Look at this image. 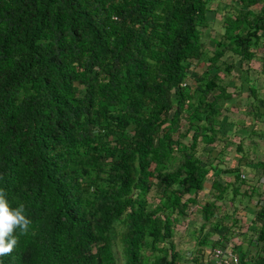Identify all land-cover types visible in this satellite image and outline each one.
Returning <instances> with one entry per match:
<instances>
[{"label": "trees", "instance_id": "trees-1", "mask_svg": "<svg viewBox=\"0 0 264 264\" xmlns=\"http://www.w3.org/2000/svg\"><path fill=\"white\" fill-rule=\"evenodd\" d=\"M211 1L0 0V190L31 221L0 264H206L227 241L264 264V205L238 162L218 169L226 86L264 38V0H235L218 37Z\"/></svg>", "mask_w": 264, "mask_h": 264}, {"label": "crops", "instance_id": "crops-1", "mask_svg": "<svg viewBox=\"0 0 264 264\" xmlns=\"http://www.w3.org/2000/svg\"><path fill=\"white\" fill-rule=\"evenodd\" d=\"M212 1L210 8L213 10L222 9V12L227 11L232 5H235V0ZM217 12L219 13L220 11ZM215 18L217 17L215 16ZM233 69L236 70V73L232 72ZM233 69L230 72V76L234 78V84L237 86V89L236 93L233 94L229 90V87L231 86L232 88L234 84H227L226 91L231 92L230 94L234 96V99L230 98L226 101L228 109L224 111L223 117L227 121H230L231 124H235L234 127H236L235 130L238 133L237 142L241 146H239L240 150L237 152L236 160L239 163V173L247 178V181L245 180L244 182L247 185L250 183L249 187L251 188L249 189L253 191L252 197H250L252 200L256 194L255 185L256 187L259 186L262 195L264 191V38H260L258 44L254 46L253 58L248 61L244 60L243 63L237 64ZM232 150L234 151V148ZM232 154L230 153L229 156L231 155V159L235 160V154ZM218 167L220 170L225 169L221 165H218ZM230 167H232V164L229 165L228 163L227 168ZM228 176L232 177V174L220 173L219 177L226 179ZM228 180H232V178ZM202 191L207 194L209 191L208 186L206 185ZM242 191H240L241 194H243ZM245 197H242V202L240 206L238 205V208L241 207L242 212L240 216H242V220H246V223L249 224V219L253 215L254 209L252 203H255L256 200L254 202L251 201L252 203H245ZM188 223L189 227L192 221L189 220ZM217 235V233H214L211 236L216 238ZM225 245L229 246V243Z\"/></svg>", "mask_w": 264, "mask_h": 264}, {"label": "rangeland", "instance_id": "rangeland-1", "mask_svg": "<svg viewBox=\"0 0 264 264\" xmlns=\"http://www.w3.org/2000/svg\"><path fill=\"white\" fill-rule=\"evenodd\" d=\"M211 2H213V1H211ZM256 7H253V9H255ZM217 11H220L219 13L217 12ZM232 12H234L233 10H231ZM225 12V11H224ZM224 12H222V9L221 10H213L212 12L210 11V12H207V16L209 17V19H210V21L211 22H214L213 24H210L211 25V27H212V30H213V32L214 33H211L210 31V33L211 34H214L215 35V37H218L219 36V34H220V32H222V27H221V15H219V14H224ZM218 15H217V14ZM215 16L217 17V18H215ZM209 33V34H210ZM209 46H211L212 47V44L209 42ZM209 46L207 47L208 49H209ZM199 66H202V65H197L196 67H193V68H190V70L188 71V72H195V73H197V72H199L200 70L198 69L199 68ZM198 67V68H197ZM213 71V70H212ZM232 72L233 73H236V70L235 69H233L232 70ZM230 85V84H229ZM236 87V85L233 87L232 86V88H231V86L229 87V90L233 93V94H235L236 93V90H234V88ZM235 89H237V87L235 88ZM231 99H234V96H231ZM222 113H224V111L222 112ZM223 120H225L226 122H227V128L229 129V133L227 132V134H228V139H229V141H230V143H229V145H228V152L229 153H225V154H223V155H220L219 154V156H220V159H219V165H221V166H224L225 167V169L227 168V164L229 163V165H231L232 164V166H234V164L235 163H237L238 161L236 160L237 159V153L235 152V153H233L232 154V152H234L232 149L234 148V146H233V144L235 143V142H237V139H238V133L236 132V127H234V125L235 124H231L230 123V121H227V119H223ZM227 129V130H228ZM230 149V150H229ZM262 150V149H261ZM213 153L212 154H210L211 156L212 155H215V153H216V150H214V151H212ZM232 154V155H234L235 154V160H232L231 159V155L229 156V154ZM262 153H263V150H262ZM260 155H261V153H260ZM227 156V157H226ZM229 157V158H228ZM219 168V167H218ZM232 177H229L228 176V178H224V179H221L222 181H228V179H231ZM245 178V177H244ZM247 178H245V180H246ZM247 181V180H246ZM249 185H250V183H248ZM205 185H207V184H205ZM255 188H256V190H255V192H256V194L253 196V199L251 200L252 202H254L255 200L257 201L258 200V198H259V196L260 195H262L261 193H260V189H259V186L258 187H256V185H255ZM207 193V192H206ZM231 191L230 190H226L225 192H224V199H225V201H223L222 203H221V206H223V208H226V209H229V198H230V196H231ZM199 195H200V197H205V196H207V194H205L204 192H200L199 193ZM263 195H264V191H263ZM228 212V211H227ZM228 214H229V212H228ZM189 220H191L192 221V224L194 225V226H196L197 225V223L199 222V217H195V216H190L189 217ZM242 222H245L246 223V220H241V225H240V227L241 226H243V228L241 229V231H245V227H246V224H244V223H242ZM187 225H188V221H187V223H186ZM190 228V227H189ZM197 228V227H196ZM180 231H182L181 233L180 232H176L175 233V237H174V240H175V242H176V246L179 248V249H181V251H183V260H185L189 255H191L190 253H191V251H192V249H193V240L191 239V238H189L190 236H188L187 235V233H186V231L184 230V229H179ZM185 231V232H184ZM218 234V233H217ZM231 237H233L234 238V236H231ZM236 237V236H235ZM211 239H215V237L214 236H211ZM240 239V238H239ZM235 240V242H239V243H241L243 246H246V242H243V241H240V240H238V238H235L234 239ZM230 241H232V240H230ZM229 241H227V243H228ZM208 246H210V243L208 242V244H207ZM207 248H209V247H207ZM116 250H117V256H118V258L120 257V247H119V244L117 243V246H116ZM118 264H121V261H120V259L118 260Z\"/></svg>", "mask_w": 264, "mask_h": 264}, {"label": "clouds", "instance_id": "clouds-1", "mask_svg": "<svg viewBox=\"0 0 264 264\" xmlns=\"http://www.w3.org/2000/svg\"><path fill=\"white\" fill-rule=\"evenodd\" d=\"M30 224L24 205L10 207L5 192L0 190V257L12 253L18 244L16 230L19 229L21 235L26 234Z\"/></svg>", "mask_w": 264, "mask_h": 264}, {"label": "built area", "instance_id": "built-area-1", "mask_svg": "<svg viewBox=\"0 0 264 264\" xmlns=\"http://www.w3.org/2000/svg\"><path fill=\"white\" fill-rule=\"evenodd\" d=\"M257 202L264 205V195L259 196ZM208 260L206 264H238V256L230 245L212 247Z\"/></svg>", "mask_w": 264, "mask_h": 264}]
</instances>
